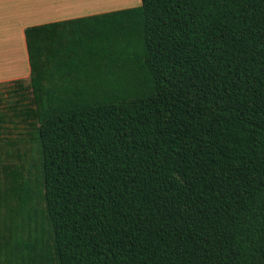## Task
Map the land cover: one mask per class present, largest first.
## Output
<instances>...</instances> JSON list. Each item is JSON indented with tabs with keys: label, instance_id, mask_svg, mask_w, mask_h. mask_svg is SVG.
I'll return each mask as SVG.
<instances>
[{
	"label": "trees",
	"instance_id": "obj_1",
	"mask_svg": "<svg viewBox=\"0 0 264 264\" xmlns=\"http://www.w3.org/2000/svg\"><path fill=\"white\" fill-rule=\"evenodd\" d=\"M26 40L0 127L28 129L34 170L9 174L0 264H264V0H142Z\"/></svg>",
	"mask_w": 264,
	"mask_h": 264
},
{
	"label": "crops",
	"instance_id": "obj_2",
	"mask_svg": "<svg viewBox=\"0 0 264 264\" xmlns=\"http://www.w3.org/2000/svg\"><path fill=\"white\" fill-rule=\"evenodd\" d=\"M141 4L142 0H0V84L30 78L27 27Z\"/></svg>",
	"mask_w": 264,
	"mask_h": 264
},
{
	"label": "rangeland",
	"instance_id": "obj_3",
	"mask_svg": "<svg viewBox=\"0 0 264 264\" xmlns=\"http://www.w3.org/2000/svg\"><path fill=\"white\" fill-rule=\"evenodd\" d=\"M8 83L0 84V109L8 111V100L11 99ZM0 127V201L4 203L5 208H0V245L1 242L9 237L7 222H12L9 213L13 208L5 202L6 187L9 185V174L18 169L34 170V156L27 142L29 137L27 128L23 124L6 123ZM9 200V199H8ZM21 222V221H20Z\"/></svg>",
	"mask_w": 264,
	"mask_h": 264
}]
</instances>
